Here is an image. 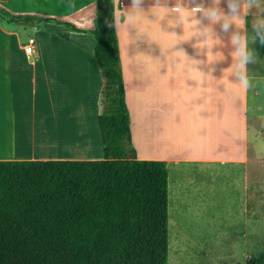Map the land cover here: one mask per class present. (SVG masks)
Segmentation results:
<instances>
[{
  "label": "crops",
  "instance_id": "obj_1",
  "mask_svg": "<svg viewBox=\"0 0 264 264\" xmlns=\"http://www.w3.org/2000/svg\"><path fill=\"white\" fill-rule=\"evenodd\" d=\"M153 3L145 0V12L129 26L122 18L117 23L116 17L130 10L131 0H114L136 158L165 161L168 171L185 164L241 167L246 184L263 185L264 179L255 180L252 172L255 158L264 160V151L257 150L264 141V123L259 119L264 115V49H259L261 62L249 66L254 86L244 91L232 72L227 35L205 45L190 34L188 25L180 28L171 17L153 15ZM176 3L160 0L169 7ZM221 7H226L224 0ZM0 9L35 18L14 22L0 18V161L102 159L96 127L102 79L90 32L96 0H0ZM63 22L83 31L68 30ZM24 34L35 40L30 54L24 51L28 43ZM178 36L182 38L174 44ZM67 42L74 51L60 55ZM45 43L52 45V51ZM68 90L70 98H62L60 106L73 108L65 114L68 117L80 113L84 139L82 143L71 139L62 147L63 154L49 158L35 150L38 138L44 141L48 133L45 108L49 101L54 127L50 133L56 142L65 119L61 125L53 93L62 96Z\"/></svg>",
  "mask_w": 264,
  "mask_h": 264
},
{
  "label": "trees",
  "instance_id": "obj_2",
  "mask_svg": "<svg viewBox=\"0 0 264 264\" xmlns=\"http://www.w3.org/2000/svg\"><path fill=\"white\" fill-rule=\"evenodd\" d=\"M96 5L103 158L0 161V264H168L167 164L135 156L114 0ZM0 18L35 19L4 9ZM245 264H264V248Z\"/></svg>",
  "mask_w": 264,
  "mask_h": 264
},
{
  "label": "rangeland",
  "instance_id": "obj_3",
  "mask_svg": "<svg viewBox=\"0 0 264 264\" xmlns=\"http://www.w3.org/2000/svg\"><path fill=\"white\" fill-rule=\"evenodd\" d=\"M22 38L28 41L26 34ZM45 44L52 51V45ZM72 47L63 43L59 54L74 51ZM53 95L59 123L65 119L64 126L71 128L69 137L82 143L85 124L77 119L80 113L68 117L65 114L73 108L60 106L62 98H70V91ZM45 111L47 125L53 127L49 101ZM259 119L264 123V115ZM52 130L47 129L44 141L39 137L35 146L37 152H45L49 158L66 151L54 142L53 134H49ZM258 148L264 151V141ZM245 176L246 171L235 166L169 167L168 264H245L250 255L264 248V184H246ZM252 176L264 179V160L255 158Z\"/></svg>",
  "mask_w": 264,
  "mask_h": 264
},
{
  "label": "clouds",
  "instance_id": "obj_4",
  "mask_svg": "<svg viewBox=\"0 0 264 264\" xmlns=\"http://www.w3.org/2000/svg\"><path fill=\"white\" fill-rule=\"evenodd\" d=\"M224 3L226 7H221V0H178L169 7L154 0L152 12L155 16L171 17L177 27L188 25L190 34L205 45L214 44L220 34L227 35L233 75L239 87L248 91L254 86L249 66L261 62L259 49H264V0H224ZM144 4L145 0H131L130 10L117 16L116 22L122 18L129 26L135 24L145 12ZM181 38L178 36L174 44Z\"/></svg>",
  "mask_w": 264,
  "mask_h": 264
},
{
  "label": "bare ground",
  "instance_id": "obj_5",
  "mask_svg": "<svg viewBox=\"0 0 264 264\" xmlns=\"http://www.w3.org/2000/svg\"><path fill=\"white\" fill-rule=\"evenodd\" d=\"M62 125V124H61ZM50 128L52 127V126H49ZM62 128V130H60L61 131V133H60V136H59V138H57V141L56 142H58L57 144H60L61 145V147H63V146H65L68 142H69V139H71L69 136H70V132H71V128H69V127H66V126H64V124L61 126ZM54 127H52V129H53ZM46 129H48V125H47V128ZM52 129H50V130H52ZM58 130V129H57ZM53 132V131H52ZM16 135H17V133H15ZM15 134H13V135H15ZM19 134V133H18ZM21 134V133H20ZM49 134H50V131H49ZM52 134H54V133H52ZM11 135V134H10ZM22 135V134H21ZM18 136V135H17ZM17 136H15V137H17ZM19 137V136H18ZM53 137H54V135H53ZM8 138V137H7ZM6 138V139H7ZM13 138V137H12ZM34 138V137H33ZM24 139V138H23ZM31 139H32V137H31ZM50 139V138H49ZM48 139V140H49ZM1 140H3L2 138H1ZM10 141H14V140H10ZM10 141H8L9 142V144L11 143V145H12V143H14V142H10ZM24 142H26V140H23ZM7 142V143H8ZM32 142H33V140H32ZM15 144V143H14ZM19 144H21V143H19ZM25 144V143H24ZM19 146V145H18ZM19 147H21V146H19ZM25 147V146H24Z\"/></svg>",
  "mask_w": 264,
  "mask_h": 264
},
{
  "label": "built area",
  "instance_id": "obj_6",
  "mask_svg": "<svg viewBox=\"0 0 264 264\" xmlns=\"http://www.w3.org/2000/svg\"><path fill=\"white\" fill-rule=\"evenodd\" d=\"M34 44H35V40H34L33 38H29V39H28V43H27V45L24 47V51H25L27 54L32 53L33 48H34Z\"/></svg>",
  "mask_w": 264,
  "mask_h": 264
}]
</instances>
